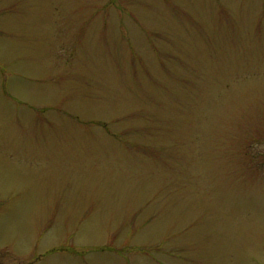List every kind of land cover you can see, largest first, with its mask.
<instances>
[{"label":"rangeland","instance_id":"obj_1","mask_svg":"<svg viewBox=\"0 0 264 264\" xmlns=\"http://www.w3.org/2000/svg\"><path fill=\"white\" fill-rule=\"evenodd\" d=\"M14 258L264 264V0H0Z\"/></svg>","mask_w":264,"mask_h":264},{"label":"flooded vegetation","instance_id":"obj_2","mask_svg":"<svg viewBox=\"0 0 264 264\" xmlns=\"http://www.w3.org/2000/svg\"><path fill=\"white\" fill-rule=\"evenodd\" d=\"M14 260H15L14 263H10V264H18V259L17 258H14Z\"/></svg>","mask_w":264,"mask_h":264}]
</instances>
